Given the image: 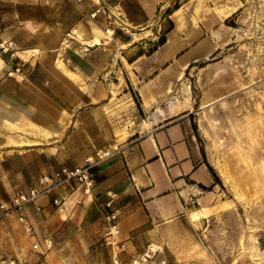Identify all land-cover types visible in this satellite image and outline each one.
I'll return each mask as SVG.
<instances>
[{"label":"crops","instance_id":"crops-1","mask_svg":"<svg viewBox=\"0 0 264 264\" xmlns=\"http://www.w3.org/2000/svg\"><path fill=\"white\" fill-rule=\"evenodd\" d=\"M167 1L0 0V264H130L150 249L166 264H203L194 223L206 217L194 212L217 206L218 184L191 113L161 104L160 71L184 65L185 39L174 31L147 51L182 13L160 16L151 37L124 32L155 24ZM86 159L89 193L70 181L16 207L41 175Z\"/></svg>","mask_w":264,"mask_h":264},{"label":"rangeland","instance_id":"rangeland-1","mask_svg":"<svg viewBox=\"0 0 264 264\" xmlns=\"http://www.w3.org/2000/svg\"><path fill=\"white\" fill-rule=\"evenodd\" d=\"M184 4L169 0L155 24L124 32L151 37L160 16L181 11V23L165 22L147 51L174 31L185 39L177 56L184 65L160 71L161 104L191 113L217 178V206L194 212L195 220L206 217L194 223L197 257L203 264H264V0Z\"/></svg>","mask_w":264,"mask_h":264},{"label":"built area","instance_id":"built-area-1","mask_svg":"<svg viewBox=\"0 0 264 264\" xmlns=\"http://www.w3.org/2000/svg\"><path fill=\"white\" fill-rule=\"evenodd\" d=\"M102 12V9H97L90 15V18H95L96 15ZM73 36H75V32L73 30L66 33L62 40V45L69 46L71 44V41H73ZM8 49V45H5L4 43H0V51L5 52ZM109 156L108 151L104 152H97L96 157L98 160H101L103 158H106ZM92 164V161L90 159L85 160V166L83 167H73L70 169L63 168L59 171L55 172L53 174V177H49L48 175H41V178L38 182V187L29 190L27 194L18 193L14 198V203L16 204V207H19L20 205L27 204L34 199H36L40 194L48 192L52 187L55 185H59L62 183H67L70 181H74L78 184L79 187H82L84 193H89L91 187H92V181L88 175V168ZM63 201H57L54 200V204H62ZM108 206V204L106 205ZM0 209H4L3 205H0ZM8 211L12 210V207L10 209H7ZM6 210V211H7ZM106 221L109 223L113 220V214H108L105 216ZM19 221L24 225V230L30 237L33 236V228L32 225L29 223V221L23 217H19ZM111 231L114 233L115 226L112 225L108 231V234L111 235ZM33 249H37V245H33ZM154 252L153 250H149L148 252H145L141 255L135 256L130 264H166L164 261H156L154 260Z\"/></svg>","mask_w":264,"mask_h":264},{"label":"trees","instance_id":"trees-1","mask_svg":"<svg viewBox=\"0 0 264 264\" xmlns=\"http://www.w3.org/2000/svg\"><path fill=\"white\" fill-rule=\"evenodd\" d=\"M161 45V44H160ZM162 45H163V43H162ZM208 169H209V171H210V173L213 175V177H214V180L215 181H217V178H216V176L214 175V173L212 172V170L210 169V167L208 166Z\"/></svg>","mask_w":264,"mask_h":264},{"label":"bare ground","instance_id":"bare-ground-1","mask_svg":"<svg viewBox=\"0 0 264 264\" xmlns=\"http://www.w3.org/2000/svg\"><path fill=\"white\" fill-rule=\"evenodd\" d=\"M223 169V168H222Z\"/></svg>","mask_w":264,"mask_h":264}]
</instances>
